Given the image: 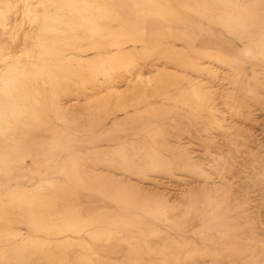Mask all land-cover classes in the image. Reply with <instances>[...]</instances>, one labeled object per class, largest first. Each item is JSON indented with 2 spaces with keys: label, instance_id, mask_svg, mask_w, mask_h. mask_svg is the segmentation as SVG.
Returning <instances> with one entry per match:
<instances>
[{
  "label": "rangeland",
  "instance_id": "1",
  "mask_svg": "<svg viewBox=\"0 0 264 264\" xmlns=\"http://www.w3.org/2000/svg\"><path fill=\"white\" fill-rule=\"evenodd\" d=\"M202 2L0 0V264H264V0Z\"/></svg>",
  "mask_w": 264,
  "mask_h": 264
},
{
  "label": "bare ground",
  "instance_id": "2",
  "mask_svg": "<svg viewBox=\"0 0 264 264\" xmlns=\"http://www.w3.org/2000/svg\"><path fill=\"white\" fill-rule=\"evenodd\" d=\"M197 1V4L198 5H200L201 4V6H202V0H196ZM200 3V4H199ZM95 9V8H94ZM104 11V10H103ZM15 12V11H14ZM264 15V14H263ZM28 23V22H27ZM41 28V27H40ZM11 35V34H10ZM24 37V36H23ZM261 39V38H260ZM245 48H246V46H244ZM244 47H243V50H244ZM248 47V46H247ZM176 49V48H175ZM180 50V49H179ZM246 50V49H245ZM174 52H175V50H173ZM188 51V50H187ZM242 51V50H241ZM253 51V50H252ZM186 52V51H185ZM254 52V51H253ZM252 52V53H253ZM203 53H205V52H203ZM244 53V52H243ZM194 54V52L193 51H191L190 53H189V56L191 57L192 55ZM199 54V53H198ZM254 54V53H253ZM11 55H13V54H11ZM211 55V54H210ZM157 56H159V55H157ZM198 56V55H197ZM16 57V56H15ZM166 57V56H165ZM169 57V56H168ZM171 57V56H170ZM172 58V57H171ZM193 59V58H192ZM195 59V58H194ZM9 60V59H8ZM193 61H195V60H193ZM6 62V61H5ZM7 64H9V63H7ZM147 65H148V63H147ZM5 66H8V65H4V67ZM3 67V66H2ZM18 66H16V68H17ZM155 67V66H154ZM22 68V67H21ZM6 69H7V67H6ZM20 69V68H19ZM2 69H0V71H1ZM5 69H3L2 70V72L4 71ZM22 70V69H21ZM172 70V69H171ZM170 70V71H171ZM6 71V70H5ZM161 71H162V69H161ZM160 72V71H159ZM173 72H175V70L173 69ZM1 74V73H0ZM135 77H136V75H134ZM127 78V77H126ZM129 79V78H128ZM137 79V78H136ZM129 84V83H128ZM137 84V83H136ZM5 88V87H4ZM132 90H133V88H132ZM130 91V90H129ZM56 104V103H55ZM59 114V113H58ZM75 157H76V155H75ZM77 158V157H76ZM78 161V160H77ZM75 167V166H74ZM77 167V166H76ZM98 173V172H97ZM97 177H98V175H97ZM117 180V179H116ZM148 191V190H147ZM146 191V192H147ZM156 192H157V190H156ZM161 192V191H160ZM162 193V192H161ZM160 193V194H161ZM154 194V193H153ZM156 194V193H155ZM159 195V194H158ZM155 196V195H154ZM157 198V197H156ZM57 229V228H56ZM32 231L33 230H30V229H28L27 231L25 230V231H23V232H27V233H32ZM58 231V230H57ZM54 232V231H53ZM58 233V232H57ZM30 239V238H29ZM45 240V239H44ZM24 241V240H23ZM28 242V241H27ZM34 242H36V241H34ZM46 242V241H45ZM30 243V242H29ZM32 243H33V241H32ZM42 243V242H41ZM42 246V245H41ZM13 251V250H12ZM106 260V259H105ZM108 260V259H107ZM122 262V261H121Z\"/></svg>",
  "mask_w": 264,
  "mask_h": 264
}]
</instances>
